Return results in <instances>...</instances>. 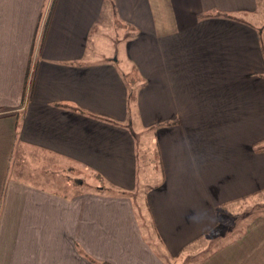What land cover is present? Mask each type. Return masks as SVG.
I'll list each match as a JSON object with an SVG mask.
<instances>
[{
  "label": "crops",
  "instance_id": "0c3cea01",
  "mask_svg": "<svg viewBox=\"0 0 264 264\" xmlns=\"http://www.w3.org/2000/svg\"><path fill=\"white\" fill-rule=\"evenodd\" d=\"M258 7L0 0V264H264V213L243 214L264 193V149L254 146L264 140V18L246 19ZM112 33L119 46L96 47ZM129 69L142 84L132 105ZM208 129L217 140L192 142ZM143 130L163 178L143 193L140 219L130 195ZM31 150L127 195L33 184L15 156Z\"/></svg>",
  "mask_w": 264,
  "mask_h": 264
},
{
  "label": "rangeland",
  "instance_id": "374dc122",
  "mask_svg": "<svg viewBox=\"0 0 264 264\" xmlns=\"http://www.w3.org/2000/svg\"><path fill=\"white\" fill-rule=\"evenodd\" d=\"M257 5L259 7L257 8V12L253 15H249L246 17V19L253 25L260 26V21L262 18H264V0H257ZM254 29V27H251ZM257 36H259L260 32L259 29H255ZM259 32V33H258ZM116 35L113 33L107 34L106 38L104 40L96 41V47H102L103 45H109L110 47L114 48L115 44H118L115 39H109L113 38ZM121 40L119 41V43ZM119 46V44H118ZM99 57H97L98 59ZM124 61H127L126 59H123ZM126 64L123 61H120L117 63V68L123 69V66ZM126 66V65H125ZM136 71L129 69L125 76H123V79L125 80V85L127 86L128 94V100L129 103L132 105V102L134 101V98H136L138 89L141 87L142 84H140L139 87L134 88L133 87V81L132 78L137 76ZM139 84V82H137ZM133 90V94L130 92ZM128 128L130 129L129 123H127ZM152 129V128H151ZM150 129V130H151ZM149 130V131H150ZM144 135L140 133L139 135L135 136L136 139V152H137V181H141L139 183L140 185L137 186L135 191L131 193V198L133 199V203L135 206V214L138 218H143L142 213L144 211V202H143V193L156 181L160 180L162 181V173L159 163V158L157 156V152L153 149V147H156V141H153V144H149L147 141V135L151 134L147 130H143ZM200 133L201 130H198ZM201 133L203 135H200V138H197L196 136H193L192 142H203V147H207L206 145H210V143L213 141L212 136H214V139L217 140L216 137V131L213 130H204ZM203 136V139L201 138ZM154 140V139H153ZM166 142V141H165ZM197 146L199 147V143H197ZM256 148H262L264 149V140L259 141L255 143L254 145ZM16 164H25V172L27 174L21 176L23 179L29 180L31 183L42 186L48 190H53L56 192H59L61 194L70 195L72 194L73 190L76 189H84V190H99L108 194H112L115 192H121L124 191L121 187H117L115 185H111L106 183V180L104 181L102 177L99 176V174L95 171H91L87 168H85L82 165H76L69 163L68 161H62L56 157L51 156L50 154H42L35 151H29L25 154H17ZM29 157V158H28ZM70 166L71 168L67 167ZM14 172H17L15 170ZM14 174V173H13ZM16 175V174H15ZM261 196L257 197L254 201L253 205H250L249 208L245 210L243 214H249L253 215L250 217V219L257 216L258 213H264V193L260 194ZM263 197V199H262ZM238 215L239 218H233L230 217L228 220L224 221L220 226L221 232H219V240H224L226 238H229L230 235L233 234V230H239L241 228V225L244 223V215ZM230 216V215H229ZM248 217V216H247ZM221 220L225 219V217H219ZM246 218V217H245ZM219 227V226H218ZM227 230L224 232V230ZM146 231V230H145ZM218 232L214 231V234L216 235ZM147 233V232H146ZM236 233V232H235ZM213 235V234H211ZM210 235V236H211ZM150 242V241H149ZM202 242V239L199 241ZM158 254L160 252L155 249ZM162 257V256H161ZM179 259L181 260V257L179 256ZM177 263V262H175ZM192 264V263H190Z\"/></svg>",
  "mask_w": 264,
  "mask_h": 264
},
{
  "label": "trees",
  "instance_id": "16d2710c",
  "mask_svg": "<svg viewBox=\"0 0 264 264\" xmlns=\"http://www.w3.org/2000/svg\"><path fill=\"white\" fill-rule=\"evenodd\" d=\"M262 29L259 28V32L261 33ZM131 93V92H130ZM113 195H120V196H126L127 195V192L124 191H121L120 193L119 192H115L113 193ZM91 262H93L94 264H109V263H106V262H97V261H94L93 259L91 258H88Z\"/></svg>",
  "mask_w": 264,
  "mask_h": 264
}]
</instances>
